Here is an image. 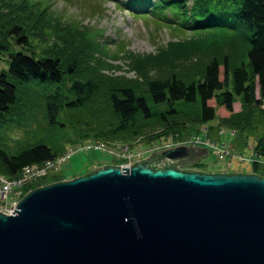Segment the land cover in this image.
I'll return each mask as SVG.
<instances>
[{"label": "trees", "instance_id": "obj_1", "mask_svg": "<svg viewBox=\"0 0 264 264\" xmlns=\"http://www.w3.org/2000/svg\"><path fill=\"white\" fill-rule=\"evenodd\" d=\"M130 1L124 3L138 15L156 12L161 23L188 33L144 55L119 44L115 51L130 65H152L133 78L110 73L108 48L94 40L96 30L71 26L69 34L80 43L72 46L56 19L44 15L41 0H0V175L13 178L73 143L134 148L162 137L174 140L186 126L207 128L202 126L219 106L227 112L218 116L219 131L258 134L249 173L264 177L257 172L264 169V0H190L189 6V0ZM166 8L173 18L160 14ZM36 117L45 127L23 130L14 146L4 142L13 123L21 128ZM59 127L72 129L75 138L52 148L48 134ZM200 165L180 169L203 171Z\"/></svg>", "mask_w": 264, "mask_h": 264}, {"label": "water", "instance_id": "obj_2", "mask_svg": "<svg viewBox=\"0 0 264 264\" xmlns=\"http://www.w3.org/2000/svg\"><path fill=\"white\" fill-rule=\"evenodd\" d=\"M206 154L167 147L27 191L0 212V264H264V177L177 168Z\"/></svg>", "mask_w": 264, "mask_h": 264}, {"label": "rangeland", "instance_id": "obj_3", "mask_svg": "<svg viewBox=\"0 0 264 264\" xmlns=\"http://www.w3.org/2000/svg\"><path fill=\"white\" fill-rule=\"evenodd\" d=\"M28 1L32 2L34 0ZM127 1L129 0H41V3L47 6V11L44 15L56 19V28L64 31L66 41H73L71 44L72 46L80 45V43L76 39V36L69 34V32L73 33L74 31L71 26H76L77 24V28L80 29L84 28L90 31L96 30L94 40L98 44L105 43V46L108 48L104 61L106 65H108L107 69L110 70V73L114 76L123 75L128 78H133L138 75L137 73H144V71L148 70L152 65L150 62L145 61L130 65L131 63H128V59L123 58L124 56L121 55L122 53H117L115 51L119 44H123L124 51L128 50L135 54L144 55L147 53H154L158 46H163L168 41H175V39L186 37L188 33L171 29L172 26H169L170 22L165 24L161 23L159 19L157 20V17H155L156 12L153 15H138L139 10L128 7L126 5L127 3H124ZM149 1L156 2L157 0ZM189 5L190 0L188 1V6ZM161 13L173 18L172 14H170L167 9L166 11L162 9ZM35 16L36 15H33V17ZM209 104L213 106V100H210ZM232 105L233 111L234 107L236 109L238 108L237 101ZM225 115H227V112L223 107L217 106L215 108L214 118L202 126L207 127L205 130V138L212 142L213 146L216 143H222V141L228 142L229 148L227 149H231L234 155L239 154L246 160L238 162L233 158V160L219 158L212 154L208 146L207 154L198 159V162L201 164L198 168L204 171L214 172L224 169L226 163L229 162L232 165L231 171L237 170L242 173L252 172L253 168L250 158L252 157L253 151L251 150V145L256 143L258 134L252 135L246 134V132L230 134L229 129L224 134H218L219 128H221V125L218 124V116ZM13 125L16 126L3 133L5 138L4 142L9 146H14L15 141L24 136L23 130L34 131L45 127V124L39 117L28 121L27 126L22 125L21 128L18 127L16 123H13ZM179 132L180 137H175V139L171 141L170 147L185 144L189 137L193 135L196 136L195 133L203 136L201 128L198 131L194 125L186 126L180 129ZM259 132L260 129H258V133ZM50 133L48 137L52 140V148L66 144L67 140L73 141L75 138L73 130L68 127L51 128ZM164 139L165 137H162L151 143L144 141L138 144L137 147L127 148H129V151L132 150L133 152L137 149H144V156L138 159L140 160L152 152L167 148L162 146L163 144H167V141ZM198 147L205 148L201 145ZM139 153H137V155ZM137 155L132 157V161L137 160ZM140 155H143V153ZM127 164L130 163L125 157L106 151H93L92 149L75 151L55 168L49 169L45 178L31 182V188L26 191L23 189L16 200L8 202L9 204L2 200L1 204H6L7 207H10L12 204L18 202L27 191L33 188L61 180H70L87 173L95 167L102 165L123 166ZM263 171L264 169H262L261 166L257 170L258 173H262Z\"/></svg>", "mask_w": 264, "mask_h": 264}, {"label": "built area", "instance_id": "obj_4", "mask_svg": "<svg viewBox=\"0 0 264 264\" xmlns=\"http://www.w3.org/2000/svg\"><path fill=\"white\" fill-rule=\"evenodd\" d=\"M201 130L205 131L206 128L204 129L201 128ZM224 133L225 132L221 130L218 132V134H224ZM191 137H189V139L185 142V144L193 145V146L201 145L205 148L210 147L209 149L212 152V154L219 156V157L234 158L240 162L246 160L243 157H241L239 154L234 155L231 149H227L229 148V145H228L229 143L226 141H222V143H216L213 146L212 142L208 141L205 138V135H203V137H201L200 135H196V136L193 135ZM164 140L167 141V144H163L162 146L170 147L171 141L173 139L171 137H165ZM127 147L128 146H122V145L107 146L106 144H103L102 142H97V141L95 142L84 141V142L77 143V144L73 143L71 146H68L65 149L64 153H62L55 159L44 161L41 164H32V165L22 167L20 171L18 172V175L13 178H5L0 175V212L4 214H11L12 210L14 209L15 203L12 204L10 207H7L6 204H3V205L1 204L2 200L6 201L7 203L13 200H16L26 185H28L29 183L35 180L44 178L47 175V171L49 169L55 168L64 159L70 157L75 151L89 150V149H92L93 151H106V152L113 153L118 156L125 157V159H127L130 164H132L134 161H137L140 157L144 156V149L143 150L137 149L133 152L132 150L129 151V148ZM137 153L139 154L137 155ZM142 153L143 155H140ZM134 155H137V160L132 161V157H134ZM250 159L255 160V158L253 157H251ZM256 161L260 163L259 156H257ZM130 164L123 165V166L128 168Z\"/></svg>", "mask_w": 264, "mask_h": 264}, {"label": "crops", "instance_id": "obj_5", "mask_svg": "<svg viewBox=\"0 0 264 264\" xmlns=\"http://www.w3.org/2000/svg\"><path fill=\"white\" fill-rule=\"evenodd\" d=\"M238 109V108H237ZM235 107H234V111H236L237 110ZM229 133L231 134V132L229 131ZM230 160H233V159H230ZM229 160V161H230ZM227 164H229V166H227ZM232 165H231V163H229V162H227L226 163V165H225V167H224V169H222V170H217V171H215V172H224V173H228V172H239V171H237V170H234V171H231V169H232V167H231ZM204 171V170H203ZM204 172H209V171H204ZM242 173V172H241ZM249 173V172H248ZM46 177V176H45Z\"/></svg>", "mask_w": 264, "mask_h": 264}, {"label": "flooded vegetation", "instance_id": "obj_6", "mask_svg": "<svg viewBox=\"0 0 264 264\" xmlns=\"http://www.w3.org/2000/svg\"><path fill=\"white\" fill-rule=\"evenodd\" d=\"M178 168H180L179 166H178ZM183 168V167H182Z\"/></svg>", "mask_w": 264, "mask_h": 264}]
</instances>
